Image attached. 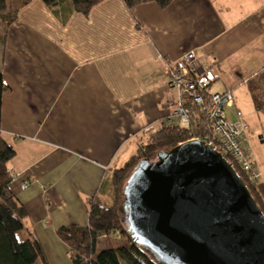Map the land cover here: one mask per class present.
I'll use <instances>...</instances> for the list:
<instances>
[{
	"label": "crops",
	"instance_id": "0c3cea01",
	"mask_svg": "<svg viewBox=\"0 0 264 264\" xmlns=\"http://www.w3.org/2000/svg\"><path fill=\"white\" fill-rule=\"evenodd\" d=\"M193 48L216 67L211 92L247 91L264 67V0H101L87 15L69 0H30L6 28L0 135L14 150L10 188L49 264H72L57 229L86 225L87 200L164 125L175 100L164 69ZM253 184L264 203V183Z\"/></svg>",
	"mask_w": 264,
	"mask_h": 264
},
{
	"label": "water",
	"instance_id": "95a60500",
	"mask_svg": "<svg viewBox=\"0 0 264 264\" xmlns=\"http://www.w3.org/2000/svg\"><path fill=\"white\" fill-rule=\"evenodd\" d=\"M141 160L123 187L137 245L160 264H264V216L230 164L187 140Z\"/></svg>",
	"mask_w": 264,
	"mask_h": 264
},
{
	"label": "trees",
	"instance_id": "16d2710c",
	"mask_svg": "<svg viewBox=\"0 0 264 264\" xmlns=\"http://www.w3.org/2000/svg\"><path fill=\"white\" fill-rule=\"evenodd\" d=\"M8 1L12 0H0V12L7 8ZM29 1L22 0L11 15L5 16L6 27L16 19L20 9ZM42 1L48 8H52L63 0ZM99 1L101 0H69L72 9L83 15H87ZM122 1L131 8L146 2H155L160 7H165L173 0ZM245 84L254 109L264 114V67L250 77ZM9 91L10 88L4 83L0 70V124L2 97ZM202 113L193 109L187 127L181 126L175 120L171 124L165 122L159 129L150 132L147 139L139 143L136 152L121 167L111 170L101 189L99 188L100 193L87 200V224L84 226L71 224L57 229L58 237L68 247L72 264H160L152 253L136 244L127 230L122 211L123 187L134 167L141 160H152L159 151H169L192 135L207 132L208 123ZM13 155V148L8 146L0 135V264H49L39 240L26 226V209L10 188L13 173L9 162ZM233 169L244 181L264 216V203L255 189L254 181H251L237 164H234ZM105 183L110 186L109 198L102 199L100 194ZM116 234L126 236L128 241L116 244L114 247L106 245L104 249H97V241L101 236Z\"/></svg>",
	"mask_w": 264,
	"mask_h": 264
},
{
	"label": "built area",
	"instance_id": "2783aa9c",
	"mask_svg": "<svg viewBox=\"0 0 264 264\" xmlns=\"http://www.w3.org/2000/svg\"><path fill=\"white\" fill-rule=\"evenodd\" d=\"M164 74L169 87L176 88L178 93L177 100L168 104L165 122L171 124L177 120L181 126L187 127L193 109L203 112L208 123L207 132L192 135L187 140L202 141L219 153L232 168L237 164L251 181L256 180L259 174L254 169V161L242 145L247 124L238 108L234 120H230L228 115V108L234 105L232 91L209 90L219 77L213 61L202 56L200 48H193L168 62Z\"/></svg>",
	"mask_w": 264,
	"mask_h": 264
},
{
	"label": "rangeland",
	"instance_id": "374dc122",
	"mask_svg": "<svg viewBox=\"0 0 264 264\" xmlns=\"http://www.w3.org/2000/svg\"><path fill=\"white\" fill-rule=\"evenodd\" d=\"M22 0H12L7 2V8L0 12V39L4 37L7 24L4 21L5 16L11 15L14 12V9L17 7ZM217 88L219 85H214ZM215 90V87H212ZM216 90H220L219 88ZM174 96L175 100H177L178 93L177 89L174 88ZM235 91V90H234ZM235 105L228 108V115L230 120L235 119V110L238 108L244 120L247 123V130L245 132V139H242L243 145L247 152L249 153L250 158L256 163L257 170L259 173V177L254 180L256 184L260 182L264 183V114L261 112H257L252 104L249 94L247 93L244 87H241L235 93ZM174 100V101H175ZM156 158L153 157L152 161ZM263 172L259 170V167ZM121 167V166H120ZM125 218V213H123ZM126 222V220H125ZM128 241L126 236H121L119 234L110 235V236H101V238L97 241V249L101 250L107 246H116V244H122ZM107 245V246H106Z\"/></svg>",
	"mask_w": 264,
	"mask_h": 264
}]
</instances>
